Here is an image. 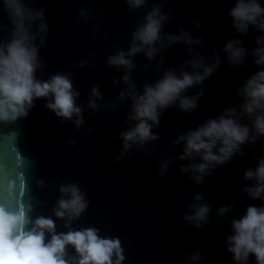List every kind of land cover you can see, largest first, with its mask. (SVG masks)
<instances>
[{
    "label": "water",
    "instance_id": "1",
    "mask_svg": "<svg viewBox=\"0 0 264 264\" xmlns=\"http://www.w3.org/2000/svg\"><path fill=\"white\" fill-rule=\"evenodd\" d=\"M30 3L34 8H44L48 24L45 43L39 46L44 67L36 74L40 79L56 72L71 74L73 86L80 93L76 103L82 108L84 123L77 129L71 120L58 118L44 106L43 99L34 102L26 118L0 123V203L22 206L30 201L32 215H51L59 196L57 186L76 181L85 191L89 206L74 226H95L102 235L118 236L124 248L123 264H193L190 254L196 250L201 258L195 264H233L225 238L231 234L233 217L242 215L246 205L261 203L251 200L242 189L250 183L243 179L244 170L255 166V157L264 156V137L255 144L243 145L246 155L237 154L218 165L199 184L191 174L180 172V166L188 161L177 158L183 145L173 141L240 102L236 91L256 66L250 55L243 66H230L223 45L239 38L251 49L261 33L250 27L248 34L241 36L233 30L227 15L233 0H148L145 8L132 11L125 0ZM155 3L170 12L164 33L178 34L183 28L194 37H202L201 44L191 45L194 52L211 57L215 51L220 64L203 84L187 90L188 95L203 90L194 111L169 107L162 113L159 127L153 129L159 134L157 140L133 146L115 160L121 152L118 133L132 123L126 119L131 100L118 98L127 88L120 80L124 69L107 65L106 58L117 49L128 48L131 32ZM81 8L87 13L86 20L80 15ZM194 21L200 22L199 28ZM0 22L7 24L2 10ZM0 38H5L4 33ZM188 47L174 43L162 48L151 61L142 52L133 57L136 67L129 75L135 90L142 91L145 82L158 79L166 69L184 67L190 71L184 64L192 55ZM80 60L87 63L81 67ZM94 85H99L102 95L96 110L88 107ZM163 161H168V170L161 176ZM39 180L42 185L37 184ZM197 192L204 197L201 203L210 205L208 222L199 230L183 219ZM222 205L231 208L218 216L217 209ZM56 224L58 231L63 230V221ZM249 264H255L254 258L250 257Z\"/></svg>",
    "mask_w": 264,
    "mask_h": 264
},
{
    "label": "clouds",
    "instance_id": "2",
    "mask_svg": "<svg viewBox=\"0 0 264 264\" xmlns=\"http://www.w3.org/2000/svg\"><path fill=\"white\" fill-rule=\"evenodd\" d=\"M147 3L148 0H125L130 11L145 8ZM0 10L7 18V24L0 22V33L5 36L0 38V123L26 118L34 102L43 99L44 106L55 116L71 120L78 129L84 119L82 108L76 103L80 93L73 86L71 74L56 72L47 79H40L36 74L44 67L39 46L45 43L48 34L44 8L32 7L30 0H0ZM80 15L87 19L85 9H80ZM227 15L231 18V27L241 36L247 35L250 27L261 33L255 37L256 46L251 49L239 38H231L223 45L230 66H243L250 55L256 71L237 89L238 104L224 108L218 116L206 119L173 141L183 145L177 158L188 161L180 166V172L191 174L197 184L203 183L204 177L211 175L218 165L237 154L246 155L243 145L255 144L264 137V0H233ZM169 17L170 12L163 11L160 3L153 4L131 32L128 48L117 49L106 58L107 65L124 69L120 80L127 88L118 98L131 100L126 119L132 123L118 133L121 152L115 160L121 159L133 146L157 140L159 134L153 129L159 127L160 117L169 107H178L186 113L194 111L203 90L194 95L186 94L187 90L203 84L220 64L215 51L211 57L194 52L191 45L201 44L202 37H194L183 28L178 34L164 33ZM193 23L196 28L200 27L199 21ZM174 43L189 45L186 50L192 55L184 64L191 70L166 69L158 79L145 82L142 91L137 92L129 75L136 67L133 57L142 52L151 61L162 48ZM78 63L83 67L87 61ZM113 83L117 81L113 79ZM90 97L88 107L96 110L97 100L102 99L99 85L92 86ZM255 160V166L244 170L243 179L250 183L242 191L261 203L246 205L242 215L231 219V234L225 238V248L233 264H249L250 257L255 264H264V156H257ZM167 170L168 161L161 162L159 175L163 176ZM37 184L42 185L43 181ZM57 190L59 196L51 215H32L30 201L22 206L0 203V264H123L124 248L118 236L102 235L95 226H74L73 222L89 206L79 183H60ZM192 199L190 212L183 219L199 230L208 222L210 205L201 203L202 193H195ZM230 208L231 205L220 206L217 215L223 216ZM57 220L63 221V230H57ZM200 258L199 250L190 254L193 264Z\"/></svg>",
    "mask_w": 264,
    "mask_h": 264
}]
</instances>
